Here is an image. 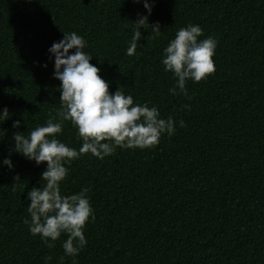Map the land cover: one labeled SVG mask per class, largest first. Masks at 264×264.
<instances>
[{
  "label": "trees",
  "instance_id": "16d2710c",
  "mask_svg": "<svg viewBox=\"0 0 264 264\" xmlns=\"http://www.w3.org/2000/svg\"><path fill=\"white\" fill-rule=\"evenodd\" d=\"M145 11L133 0H0V109L10 115L0 121V264L73 261L61 247L66 235L49 247L24 223L44 164L12 151L14 132L56 122L60 82L48 48L72 31L110 92L120 86L175 123L174 135L151 148L117 147L66 165L61 194L87 188L95 214L76 264H264V0H155L148 20L160 35L141 29L135 53L125 55L132 20ZM189 23L217 41L215 71L188 81L187 95L173 94L160 60ZM57 139L80 146L70 121Z\"/></svg>",
  "mask_w": 264,
  "mask_h": 264
},
{
  "label": "clouds",
  "instance_id": "9594fccd",
  "mask_svg": "<svg viewBox=\"0 0 264 264\" xmlns=\"http://www.w3.org/2000/svg\"><path fill=\"white\" fill-rule=\"evenodd\" d=\"M133 3L142 4L146 11L138 12L137 18L132 20V35L125 55L135 53L137 41L141 40V29L150 28L153 38L161 32L158 22L149 24L148 20L155 0H133ZM63 33V37L48 48L53 60L52 76L60 82L57 86L60 108L56 122L50 118L43 126H37L27 134L14 132L12 151L37 167L44 164L40 186H33L27 192L28 217L24 223L29 232L39 234L49 247H52L49 241L66 235L61 243L64 256L73 257L72 264H76L75 257L87 244L84 227L87 222L95 220V214L87 188L61 194V182L68 174L66 165L84 154L103 159L117 147L151 148L159 143L162 134L166 133L168 137L174 135L175 123L171 116L161 118L155 105L149 107L147 103H134L133 97L126 95L120 86L110 92V82L99 75L100 68L90 63L93 56L85 51L86 40L74 31ZM202 36L201 27L189 23L178 28L163 48L160 63L164 72L172 74L174 86L169 91L173 94L179 91L187 95L188 81L200 82L215 71L213 56L217 41L212 36ZM40 66L47 68V63ZM9 116L7 107L0 109V121L7 120ZM63 121H70L76 129L80 139L78 149L57 139ZM20 125V120L12 122L13 128ZM178 125L185 127L183 120L178 121ZM2 164L10 170L14 168L8 157L2 160ZM50 259V256H45V264Z\"/></svg>",
  "mask_w": 264,
  "mask_h": 264
}]
</instances>
